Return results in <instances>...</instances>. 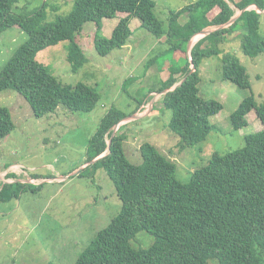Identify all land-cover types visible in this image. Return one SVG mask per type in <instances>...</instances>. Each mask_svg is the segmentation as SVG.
<instances>
[{"label": "trees", "instance_id": "trees-1", "mask_svg": "<svg viewBox=\"0 0 264 264\" xmlns=\"http://www.w3.org/2000/svg\"><path fill=\"white\" fill-rule=\"evenodd\" d=\"M20 1L0 0V34L17 25L29 36L0 70V91L18 92L36 117L53 113L59 106L69 112H90L100 99L99 91L85 82H59L46 65L36 60V54L68 41L66 59L77 72L88 63L75 40L85 22L95 24L94 48L105 56L126 44L132 32L129 20L137 17L140 26L156 38L167 37L171 44L162 53L175 52L185 60L183 65L170 68L156 90L168 89L162 93L161 102L172 112L168 127L178 137L181 150L205 141L211 131H219L210 117L222 109V103L204 98L199 92L202 58L221 53L217 44L207 46V40L237 31L245 55L264 54V34L259 30L261 13L254 7L245 9L230 25L199 38L190 53L185 49L197 31L226 23L236 9L252 4L264 9V0H195L171 10L166 24L154 13L155 0H74L71 10L54 21L46 20L48 0H41L33 9L30 0L19 6ZM118 13L125 15L119 17L110 37H104L103 19ZM184 14L187 19L179 22ZM191 62L195 70L189 73ZM221 71L224 80L250 91L230 114L233 128L245 127L246 115L252 109L262 128L244 135L239 148L225 154L214 151L207 164L192 172L188 182L177 179L174 163L148 141L139 146L141 163H131L124 150L127 136L119 131L124 125L111 137L108 148L113 126L127 114L111 107L101 117L88 140L83 169L102 168L106 172L121 209L74 264H264V99L260 103L255 99L247 70L235 53L222 54ZM183 77L185 80L176 85ZM142 103H138L137 110ZM13 128L9 108L0 106V140ZM102 153L106 154L89 162ZM11 172L6 177L18 178ZM26 187L31 183L0 181V202L17 198ZM140 230L154 238L148 248L130 246Z\"/></svg>", "mask_w": 264, "mask_h": 264}, {"label": "rangeland", "instance_id": "rangeland-1", "mask_svg": "<svg viewBox=\"0 0 264 264\" xmlns=\"http://www.w3.org/2000/svg\"><path fill=\"white\" fill-rule=\"evenodd\" d=\"M40 1L30 0L29 7L33 9ZM155 1L154 13L166 24L171 10L195 0ZM73 2L48 0L46 20L54 21L57 16L67 14ZM239 12L236 9L235 14ZM119 17L117 14L103 19L104 37H110ZM186 19L187 15H181L179 22ZM129 28L131 36L123 48H114L100 56L93 43L95 24L85 22L75 40L88 57V63L77 72L72 71L66 59L68 41L36 54V60L46 65L59 82H85L99 91L100 99L90 112H69L59 106L53 113L36 117L18 92L0 91V106L9 108L14 122L12 131L0 140V181L15 179L6 177L5 167L7 172L18 169L16 176L25 182L32 180L27 182L31 187L24 188L17 198L0 202V264H74L96 234L119 213L121 201L106 172L102 168L83 169L88 140L109 108H118L129 116L121 122L124 126L119 130L127 136L124 141L127 159L140 164L139 146L148 141L174 163L175 175L183 183L188 182L196 168L208 163L214 151L225 154L239 148L244 135L262 128L254 109L246 115L245 127L233 128L230 114L250 91L224 80L221 65L224 52L235 53L245 66L251 90L260 103L264 99V54L245 55L237 31L224 33L220 39L214 37L206 42L207 46L217 44L221 53L202 58L199 66L200 95L223 105L210 117L219 131H211L205 141L181 150L178 137L168 127L171 110L163 106L161 93H151L168 77L172 66L183 65L185 60L175 52L162 53L171 44L167 37L156 38L140 26L137 17L129 20ZM259 30L264 34V13ZM28 37L17 25L0 34V70ZM125 45L132 52H125ZM139 102L144 104L137 110ZM135 108V116H130ZM20 165L23 171L19 170ZM153 242L152 235L140 230L130 246L148 248Z\"/></svg>", "mask_w": 264, "mask_h": 264}, {"label": "water", "instance_id": "water-1", "mask_svg": "<svg viewBox=\"0 0 264 264\" xmlns=\"http://www.w3.org/2000/svg\"><path fill=\"white\" fill-rule=\"evenodd\" d=\"M252 7H254L259 13H264V9L260 8V7H259L258 5H256V4H252V5L248 6V7H245V8H243V9H241L239 13L234 14V15H233V16H232V17H231L226 23H224V24H221V25H218V26H214V27H205V28H203V29L197 31L196 33H194V34L191 36V38L189 39V41H188V43H187V52L190 53V49L192 48L193 44H194L199 38H201V37H203V36L209 34L211 31H213V30H215V29H219V28H222V27H225V26L230 25L231 23H233V22L237 19V17H238V16H239V15H240L245 9H250V8H252ZM194 70H195V66H194V65L192 64V62H191V66H190V71H189V73L193 72ZM183 80H185V77H183L178 83H176V85H180V84L182 83ZM176 85H175V86H176ZM175 86H174V87H175ZM174 87H173V88H174ZM167 90H168V89H164L163 91L158 92V93H165ZM152 101H153V99H152ZM130 116H135V114L130 115ZM128 117H129V116H125L122 120H120L117 124H115V125L113 126L111 136H110V138H109V140H108V146H107L108 148H109V146H110V144H111V137L114 136V134H115L116 130L118 129V127L120 126L121 122L124 121V120H125L126 118H128ZM105 154H106V153H102L101 155H99L98 157L92 159V160L89 161V162H94L95 160L99 159L100 157L104 156ZM27 182H29V181H27Z\"/></svg>", "mask_w": 264, "mask_h": 264}, {"label": "crops", "instance_id": "crops-1", "mask_svg": "<svg viewBox=\"0 0 264 264\" xmlns=\"http://www.w3.org/2000/svg\"><path fill=\"white\" fill-rule=\"evenodd\" d=\"M120 14H123V13H118V16L121 17ZM123 16H124V14H123ZM126 47H127V46L125 45L124 48H126ZM122 48H123V47H122ZM130 49H131L130 47H128V49L126 48V51H125V52H129V53L132 52V51H130ZM123 57L125 58V56H123ZM154 93H156V91L153 92V93H151V94H154ZM143 104H144V102H143L142 104H140L139 108H140ZM148 104H151V103L149 102ZM135 113H136V112H134V114H135ZM5 168H6V167H5ZM5 168H4L3 171H4V174L7 176L8 172H11V171H8V172H7V170H6ZM5 170H6V171H5ZM17 171H18V170H17ZM17 171L14 172V173H17ZM18 173H19V172H18ZM18 173H17V174H18ZM4 174H3V176H5ZM17 177H18V178H15L14 180H7V179L5 180V179H4L3 182H6V181H7V182H11V181H15V180H17V179L20 180V181H24V180L20 179L19 176H17ZM29 180L32 181L31 178H29ZM33 180H34V179H33ZM30 181H29V182H30Z\"/></svg>", "mask_w": 264, "mask_h": 264}, {"label": "built area", "instance_id": "built-area-1", "mask_svg": "<svg viewBox=\"0 0 264 264\" xmlns=\"http://www.w3.org/2000/svg\"><path fill=\"white\" fill-rule=\"evenodd\" d=\"M13 167H17V168H18V166H14V165H12V168H13ZM17 170H18V169H17ZM17 170H16V169H11L12 172H16ZM19 170H20V171H23V170H22V165H20Z\"/></svg>", "mask_w": 264, "mask_h": 264}, {"label": "clouds", "instance_id": "clouds-1", "mask_svg": "<svg viewBox=\"0 0 264 264\" xmlns=\"http://www.w3.org/2000/svg\"><path fill=\"white\" fill-rule=\"evenodd\" d=\"M162 94V93H161ZM14 165H16V164H14ZM14 179V178H13Z\"/></svg>", "mask_w": 264, "mask_h": 264}]
</instances>
